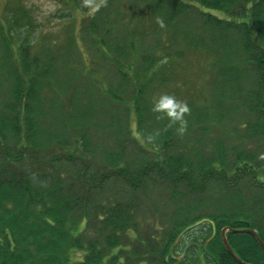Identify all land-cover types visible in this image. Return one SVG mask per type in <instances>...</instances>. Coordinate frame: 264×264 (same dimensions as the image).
<instances>
[{"label":"trees","instance_id":"16d2710c","mask_svg":"<svg viewBox=\"0 0 264 264\" xmlns=\"http://www.w3.org/2000/svg\"><path fill=\"white\" fill-rule=\"evenodd\" d=\"M151 1L162 26L155 30L156 41L151 32L157 25L141 24L128 28L127 44L112 54L108 27L98 40L118 72L117 87L102 92L113 102L131 94L121 108L133 106L137 119L132 127L131 112L116 110L121 120L116 129L126 130L130 141L101 155L104 165L96 168L92 163L101 148H92L95 133L63 127L114 126L86 109L66 115L54 130L42 127L43 93L50 83L33 50L43 37L35 35L24 0H0V79L11 86L0 106V264H240L223 242V229L241 261L264 263L257 239L233 231L253 229L264 241V0ZM96 26L91 17L89 33L98 34ZM187 46L211 52L205 63L213 84L209 98L184 83L189 100L168 89L186 77L181 73L189 67L182 55ZM154 87L156 105L170 95L188 111L180 119L167 109L151 111ZM236 112L243 121L233 120ZM204 121L202 134L219 128L226 140L177 136L184 134L181 127L198 132ZM127 143L134 155L124 152ZM246 180L251 184L244 195L238 186ZM157 191L169 193V211L162 213L157 200L150 203ZM210 205L217 210L203 213ZM202 219L214 227L210 222L197 227L208 231L194 238L179 260L182 237L197 228L179 235Z\"/></svg>","mask_w":264,"mask_h":264},{"label":"rangeland","instance_id":"374dc122","mask_svg":"<svg viewBox=\"0 0 264 264\" xmlns=\"http://www.w3.org/2000/svg\"><path fill=\"white\" fill-rule=\"evenodd\" d=\"M91 2L99 5L96 11L92 13L89 12L91 4L86 3V0H80L81 4L78 8L68 4L65 0H24V4L31 12L32 22L35 25L34 29L37 28L34 32L35 35L38 33L41 38L43 37L41 45L38 47L39 50H37V46L33 50L35 58L33 59L34 61L41 62L39 71L42 73V78L45 82L50 83V88L43 93L44 100L41 105L43 115L39 117L40 122L43 123L42 127H53L54 130L55 127H61L62 119H64L66 115H73L77 111L85 112L86 109L91 110L99 121L108 119L114 126L113 128L97 127L96 124V127L93 125L76 127L74 123H70L69 126L63 127L72 128L73 131L82 130L80 128H89L95 133L97 139L94 140L92 148L98 147L101 148V151L97 150L98 155L96 154V157L94 155L95 164L92 163V165L96 168H101L102 165H104L100 157L101 155L111 151L113 148L116 150L117 144H123L124 139L130 141V135L126 130H124L123 134H120L116 129L117 125L121 122L118 117L119 112L116 110L122 111L124 115L125 111H129V108H126L127 110L123 109H125L124 103L128 102V99L131 98V94H121L123 100L119 99V101L113 102L111 98L109 99V97L102 92L104 89L110 91V89L113 90L117 87L118 72L111 60L107 59L105 54L99 50L98 40L108 27L110 32L108 34L109 38H106V40H109V45L112 49L109 51L110 54H112L119 45L127 44L125 37L128 28L131 26L135 24H141V26L157 25L151 32L152 38L155 41L157 40L155 30L159 32L162 26L161 20L159 19V12L156 11L157 7L150 9L151 4L149 5L148 2H153L151 0H91ZM49 6H54V10H48ZM154 12H156V14H152ZM218 15L221 17L224 16L221 13H218ZM91 17H94L97 24L96 27L99 29V33L96 35L89 33L88 25ZM199 29H201V25ZM97 35H99V37ZM52 39H55L56 42H51ZM148 46L151 47V45ZM46 47H51L48 52H46ZM209 54H211L210 51H197L189 46L184 47L182 55H184V61L189 67L186 72L181 73V76L186 77L181 81L178 80V82H173V86H171L172 82L169 83L168 89L170 88V91L176 93L183 101L189 100V93L181 87L183 83L186 86L193 85L198 89L205 90V96L207 98L211 97L212 92L210 89L213 88V84L210 82V78L205 72V63L210 60ZM87 62L88 64H84ZM85 68L86 70L83 72ZM91 70L98 71H96L97 73H91ZM0 80V83H4L2 87H0L2 90V92L0 90L1 106L5 97L8 95L7 92L11 90V86L6 83V80ZM156 89L155 87L150 89V93L153 97L150 109L154 112L157 110L155 108L156 101H154L156 100L154 96ZM129 90H131L130 87ZM75 92H77L78 96L73 98ZM192 103L197 104L198 100L196 102L195 99H193ZM196 106L198 107V104ZM121 107H123V109ZM129 113L130 116L128 117L132 123V127L136 128L137 118L133 106ZM75 117L78 118L79 116L76 115ZM233 120L238 123L239 120L243 121L242 113L236 112L233 116ZM201 123L200 126H196H203V128L198 129V132H194L193 129L187 130V132L183 130L184 134L177 136H180L183 141L188 140L191 142L197 138L205 142L209 141L211 135L215 139L226 140V137H224L225 134L221 133L223 129L219 130V128H215L210 134H202V130L206 128L205 126L207 123L205 121ZM56 146L57 151H59L60 146L57 144ZM126 146L127 149H129L124 152L128 153L129 156L130 154L134 155L135 150L133 147L129 143H127ZM86 155H92V153L86 152ZM246 184H251V182L248 180L245 182L241 181L238 186L242 188L240 190L244 195L247 193V190L244 189L247 188ZM212 193L214 197L218 196L213 191L210 192V194ZM193 196L199 197L198 195ZM150 197V203L155 200L158 201L157 208H159L162 213L163 211H169L171 209L169 193L157 191ZM203 210V213L211 214L214 213L217 208L210 205L206 206ZM161 217L162 214L159 216L160 225L163 224ZM206 231H208L207 228L204 230L197 228V230L190 232L188 236L182 237L180 250L184 251L185 248L192 244L194 238L203 235ZM181 259H183V257Z\"/></svg>","mask_w":264,"mask_h":264},{"label":"clouds","instance_id":"9594fccd","mask_svg":"<svg viewBox=\"0 0 264 264\" xmlns=\"http://www.w3.org/2000/svg\"><path fill=\"white\" fill-rule=\"evenodd\" d=\"M86 3H90L91 6L89 8V12H95L96 9L99 7L98 4L96 3H92L91 0H86ZM48 10H54V6H49ZM164 100L163 103L161 104H157L155 105L156 109H167L168 110V115L170 117H173L175 119H180L181 118V114L188 111V106L186 103H183L181 101H176L175 97L170 96V95H164ZM177 107H179V111H175L174 109H176ZM184 121L181 120V124L183 125ZM180 131H183V127H181L179 129Z\"/></svg>","mask_w":264,"mask_h":264},{"label":"water","instance_id":"95a60500","mask_svg":"<svg viewBox=\"0 0 264 264\" xmlns=\"http://www.w3.org/2000/svg\"><path fill=\"white\" fill-rule=\"evenodd\" d=\"M209 221L208 219H202L200 221H197L196 223L188 226L185 228V230L183 231V233H181L179 235V238L183 236V234L187 231H190L198 226H200L201 224H203L204 222H207ZM212 225H213V222L209 221ZM234 232H245V233H249L251 235H253L257 241L259 242V244L261 245V247L264 249V242L262 241V239H260V237L257 235V233L254 231V230H251V229H245V230H233ZM225 232H226V229H224L222 231V237H223V242L228 250V252L231 254V256L240 264H244L243 261H241L237 256L236 254L234 253V251L232 250L231 246L229 245L228 241H227V238L225 236ZM264 264V263H263Z\"/></svg>","mask_w":264,"mask_h":264}]
</instances>
